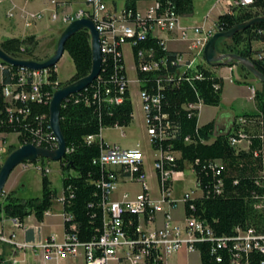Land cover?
<instances>
[{
	"label": "trees",
	"instance_id": "16d2710c",
	"mask_svg": "<svg viewBox=\"0 0 264 264\" xmlns=\"http://www.w3.org/2000/svg\"><path fill=\"white\" fill-rule=\"evenodd\" d=\"M141 1H156L161 6H173L176 13L181 16H188L193 11V0H125L124 7L135 9ZM258 15H264V0H252L249 5L232 6V8L229 7V11L215 19V29L219 32L226 31ZM154 37L148 35L145 38L146 63L155 61ZM254 41L263 44V49L253 50L250 45ZM37 45L38 42L34 36L7 38L0 42V48L13 58L46 60L50 55L39 57L35 54ZM64 50L73 62L75 74L62 83L57 79L55 66L50 67L49 83L44 88L50 92L56 87L59 88L86 76L91 69L89 35L86 30H79L69 37L64 44ZM218 50L222 53L231 52L248 57L255 67L264 73V23L236 33L230 43L222 42ZM258 53H262L263 56L255 58ZM199 67L201 78L182 79L177 85L169 86L161 92V112L167 115L173 137L160 145L158 140H152L150 146L157 151L161 148L163 151L170 150L178 153L175 163L178 169L186 164L194 166L203 196L192 202L193 210L189 209L188 204L186 205L187 214L194 215L208 224L216 236L228 238L233 235L237 227L255 228L261 231L262 212L259 202L262 186H259L257 181L264 157V84H261V88L256 90L253 96L256 112L243 114L244 117L253 118L249 149H238L229 144L227 134L215 133L213 121L199 126L197 125L198 110L185 108L188 104L199 101L207 106H218L220 103L222 77L217 76L213 67L206 63ZM238 67L251 76L245 68ZM17 71L18 67L8 66L2 72L0 134L15 133L18 140L17 146H19L32 142L36 132L46 133L50 129L48 128V103L18 102L11 114L12 120L9 121L7 103L2 97L1 90L3 85L11 82V78L17 74ZM119 76L113 62L110 61L107 65L102 63L99 77L85 89L69 95L62 102L60 109L59 125L68 149L64 158L59 161L63 172L62 193L68 196L67 189L70 188L72 195L63 204V210L72 216L70 221L64 222V231L75 234L82 242L96 237L102 227L99 207L101 192L96 187V182L101 176V169L93 164V160L99 156L100 145L97 140L87 143L85 138L98 134L102 128L126 127L132 119L128 89H125L121 103L109 105L104 101L107 97L106 89L110 90V96L118 95L116 83ZM139 77L147 79L148 95L156 96L155 70L147 71V76L139 74ZM216 83L220 85L219 89L213 86ZM19 107L28 109L25 117L17 113L16 109ZM150 115L152 117L157 115V108H153ZM17 146H12L10 152ZM40 159L43 160V158ZM214 160L221 162L219 174L208 167V163ZM219 181L222 186L218 188ZM57 197L50 180L43 173L41 195L37 198L21 199L16 196L15 191L2 193L0 217L11 218L21 223L27 216L33 215L37 221H42L44 212L51 210ZM195 247L199 251L200 264H229L230 262L231 253L228 252V247L216 248L215 253L211 252L212 244L208 241L197 243ZM247 257L248 264H264V254L258 251L249 252ZM0 264L12 263L0 256ZM154 264H159L155 258Z\"/></svg>",
	"mask_w": 264,
	"mask_h": 264
},
{
	"label": "built area",
	"instance_id": "2783aa9c",
	"mask_svg": "<svg viewBox=\"0 0 264 264\" xmlns=\"http://www.w3.org/2000/svg\"><path fill=\"white\" fill-rule=\"evenodd\" d=\"M2 0H0V3ZM144 2V1H143ZM54 11L51 13V21L67 25L71 21L88 18L90 19L99 35L102 63L106 65L113 62L116 73L120 76L116 83L118 95L110 96V90L106 89L104 101L109 105L122 102V95L128 89V79L123 61L122 46L129 45L132 55L133 66L136 74V82L139 85V98L145 117L146 134L149 140V117H148V91L147 79L140 78L139 74L147 76L146 66V40H145V14L144 8L136 7L119 10L110 9L104 0H83V6L73 12L61 10L67 3L65 0H49ZM252 0H236L227 2V6L249 5ZM59 11H61L59 13ZM41 13H30L28 22L40 19ZM154 18V52H155V78H156V104L158 121V145L173 137L171 125L167 121V115L161 112V92L169 86L177 85L182 79L201 78L200 65L204 62L202 51L209 38L217 31L215 25L206 28L205 24L189 26L181 23V15L176 13L173 6H161L153 1ZM168 43H185L184 50L169 49ZM263 56L262 53L255 58ZM9 64L0 61V75ZM50 68V67H49ZM49 68L33 70L18 67L17 74L11 78V82L2 86V97L7 103L6 110L9 113V121L15 105L26 102L49 103L54 88L51 92L44 89L49 83ZM99 75L97 76V78ZM1 78V77H0ZM219 89L220 85H213ZM255 87L250 88L253 96ZM201 101L185 106L186 109L199 111ZM18 114L24 117L28 113L27 108L16 109ZM2 120H0L1 124ZM253 118L240 115L233 121L230 131L227 133L229 144L239 148L242 142L249 146L251 139V125ZM48 128L50 129L49 122ZM248 128V131H246ZM101 130L96 135L85 138L87 143L98 141L100 145L99 156L93 160V164L101 169V176L96 182V187L101 192L102 227L96 237L90 241H79L71 232L64 231L63 238L57 241L53 236L36 243H16L14 235H5L0 231V241L14 244L21 249L41 250L45 261L59 262L68 258H81L85 264H154L153 245V220H152V194L147 181L148 177L143 168V153L138 148H125L117 144H105L101 138ZM1 135V134H0ZM35 135V134H34ZM124 135V134H122ZM186 140H189L186 138ZM36 146L47 149H55L57 141L51 129L46 133H38L32 142ZM68 149L66 148V153ZM4 153L0 147V166L3 163ZM65 153V154H66ZM178 153L170 150L159 149V181H160V206L162 224V258L163 264H167V258L179 252L187 254L199 251L195 244L208 241L212 244L211 252L216 248L228 247L231 253L229 264H248L247 255L251 251L264 254V157L262 169L259 172L257 184L262 186L259 208L262 212V230L255 228L234 229L232 236H216L213 230L204 221L194 215L186 213V205L193 210V201L203 196L199 187L194 166L187 164L193 174L194 189L183 190L176 197L175 184L182 183L184 167L177 168L175 164ZM197 163V162H196ZM220 161L214 160L208 163L216 174L221 169ZM30 163L20 164L26 168ZM41 167H38L40 169ZM48 173L46 167L42 169ZM139 183L142 190L135 195L128 191L117 194L120 183ZM222 184L219 181L218 188ZM221 188L219 189V191ZM69 193H63L55 200L62 207L63 222L72 219L71 214L63 210L64 202L70 198ZM116 195V196H115ZM115 196V197H114ZM182 206V219L177 220L173 212ZM44 216L50 215V210L44 212ZM14 264L13 262H11Z\"/></svg>",
	"mask_w": 264,
	"mask_h": 264
},
{
	"label": "rangeland",
	"instance_id": "374dc122",
	"mask_svg": "<svg viewBox=\"0 0 264 264\" xmlns=\"http://www.w3.org/2000/svg\"><path fill=\"white\" fill-rule=\"evenodd\" d=\"M107 5L113 7V3H115L117 10H119L124 6L125 0H104ZM217 0H193V11L188 16H181V23L189 26L202 25L205 24L206 28H209L213 25V22L218 17V14L223 11L221 3L216 4ZM224 0H222L223 2ZM141 4L140 2H138ZM148 5L152 4V2H146ZM29 6L43 8L42 11L43 17L38 21L39 24L52 23L55 28L62 29L66 25H63L59 22H51L49 19V15L54 11L53 6L49 3V1L41 0L39 5L30 3ZM146 6V5H145ZM77 7H72L71 10H75ZM211 9V11H210ZM67 11V10H66ZM61 11H59L60 13ZM59 33V32H58ZM59 34H56L58 37ZM8 36V33L4 34L0 29V40H3ZM56 37V39H57ZM55 39V40H56ZM256 42V41H254ZM252 43L253 50H262L263 46L258 45L256 43ZM48 44L47 41L42 42L41 46H39L35 50V54L43 56L45 54L51 55L54 47L46 48ZM55 45V44H54ZM167 46L169 48H179L181 45L168 43ZM221 42L217 41L216 48L220 49ZM47 49V50H45ZM123 52V61L128 79V90H129V98L132 105V119L128 126L126 127H106L101 130V138L105 144H117L121 147L125 148H139L143 153V168L145 173L147 174L148 181L147 184L151 189V194L156 195V185L155 179L153 178L155 175V170L153 167V161L158 157V151L154 150L150 146V140H148V136L146 134L145 127V117L141 108V101L139 98V85L135 81L136 74L133 66L131 50L129 45L124 44L122 46ZM46 55V56H47ZM44 61V60H43ZM229 67V66H227ZM236 67V66H235ZM219 68V67H218ZM214 69L216 72L217 69ZM55 70L57 73V79L59 82L65 83L68 81L74 74L75 69L73 62L69 55L64 52L62 57L58 60L55 65ZM241 75L247 77L255 86V90L261 88L260 82L255 80L252 76H249L240 69L239 67L234 68V71L230 75L229 79H224V92L222 96V102L220 103V107L227 109L228 103L231 101L232 110L235 113L241 114L242 111L252 112L255 111V104L252 99L248 98L250 94L249 87H241L236 82L241 78ZM1 77V75H0ZM1 80V78H0ZM254 96V94H253ZM216 108H212L210 106H201L199 109L198 115V123L203 124L207 120L211 118V112ZM122 132L124 135H122ZM5 138V139H3ZM18 140L17 135L15 133H11L8 135L1 134L0 135V147L4 151L1 153V156L4 158L10 152L12 146H17ZM20 146V145H19ZM18 147V146H17ZM16 147V148H17ZM38 167H41L38 169ZM48 167L49 172H42V169ZM154 172V174H153ZM43 173L48 177L51 182L52 188L56 191L57 195H61L63 190L62 180H63V172L62 167L59 161H51L47 159H39L34 163H30L26 168H23L21 165H18L13 169L11 174L8 177V180L4 186V194L9 193L10 191H15L16 196L21 199H29V198H37L41 195V179ZM71 174H74L73 171H70ZM183 180L184 190L194 189V179L193 174L190 172L188 165L186 164L184 167V173L181 181ZM178 183L175 184L176 189L175 193L178 191ZM142 186L139 183H120L117 187V194H121L125 191H128L131 195H135L136 193L141 192ZM57 203V202H56ZM59 205V203H57ZM59 212V211H57ZM57 233L61 234L62 226H57L55 228ZM39 250V249H38ZM41 252V250H39ZM42 253V252H41ZM167 264H200L197 253L187 254L185 252H179L167 258Z\"/></svg>",
	"mask_w": 264,
	"mask_h": 264
},
{
	"label": "crops",
	"instance_id": "0c3cea01",
	"mask_svg": "<svg viewBox=\"0 0 264 264\" xmlns=\"http://www.w3.org/2000/svg\"><path fill=\"white\" fill-rule=\"evenodd\" d=\"M40 1L41 0H2V2L0 3V29L2 33L4 34L8 33V36H6L5 39L24 38L26 36H34L38 42L37 48L41 46L42 42H45V41L48 42V44L46 45V48L49 49V47H52V46L54 47V44L56 41L55 39L57 37L56 34H59L58 32H60L61 29L55 28L52 23H46L42 25L39 24L38 21L43 17L42 11L44 9L40 8L39 6L37 7L29 6V4L33 2L39 5ZM46 1H49V0H46ZM228 1L233 2L236 0H224L223 2L222 0L216 1V4L219 5V3H221V6L223 8V11H221L218 14V16L220 14H223L229 11V7L227 6ZM65 2L67 4L61 9L63 10V12L66 10L68 12H73L77 8L83 6V0H65ZM140 3L141 4L139 3L137 4V7L140 9L144 8L145 5L148 7L152 5V4L148 5L146 2H143V1H141ZM74 6H76L77 8L75 10H71L72 7ZM107 6L110 9L117 10L115 3H113V7H110L109 5ZM30 13H41L42 16L40 19L28 22L27 18ZM50 16L51 14L49 15V19L51 21ZM1 41L2 40H0V42ZM254 43L263 46V44L261 43H258V42H254ZM172 44H176V43H172ZM178 45H181V46L179 48H169V49L184 50L186 48L185 43H182V44L179 43ZM250 46L252 47L253 45H250ZM46 55L47 54L40 56V57H44ZM218 67H213L214 69L218 68L217 69L218 72H216L214 69L213 70L217 76L222 77V91H221V96H220V103H221L223 92H224L223 90L224 89V79L230 80L231 79L230 75L232 74V72L234 71V68L236 67L235 66H232V67L218 66ZM236 82L241 87H245V86L249 88H251L252 86L255 87L254 84L247 77L243 75H241V78L238 79ZM248 98L252 99L255 104L254 98L251 95V93L248 95ZM220 103L218 106H210L212 108H216V110L214 109L211 112V118L207 120L205 123L203 124L198 123V117H197V125L201 126L210 121H213L215 125V133L224 135L230 131L233 121L235 120L236 117L243 115L244 113H255L256 112L255 110L256 106H255V109H254L255 111H252V112L242 111L241 114H238V113H235L234 110H232L231 101H229L227 109L225 108L222 109V107H220ZM201 106H207V105H201ZM198 115H199V112H198ZM122 134L124 133L122 132ZM238 149L245 150L249 148H248L247 143L242 142V144L239 146ZM154 179H155V185H156V178ZM178 184H179L178 186L179 189L175 193L176 197H178L181 194V191L184 190L182 183H178ZM156 191H157V185H156ZM158 199H159L158 193L156 195H152L153 201H157ZM181 211H182V206H179L178 209L173 212L174 218H176L177 220L182 219ZM160 223H161V212H156L154 227L157 225H160ZM60 225L62 226L61 234L57 233L55 230V228L57 226L59 227ZM0 231H2L5 235L13 234L14 235L13 240L16 243H23V242L36 243L38 241H43L50 236H53L57 241H60L63 238V234H64L62 207L60 204L58 205L56 201H54L52 208L50 210V215L44 216L42 221H37L33 215H29L26 218H24L21 223H18L14 219L6 218L2 216L0 217ZM195 253H197L198 258H199V253L198 252H195ZM0 256L6 261L13 262L14 264H85L83 259L81 258H75V259L68 258V259L61 260L59 262L45 261L42 257V253L37 249L36 250L21 249V248L16 247L14 244L5 243L1 241H0ZM199 261H200V258H199Z\"/></svg>",
	"mask_w": 264,
	"mask_h": 264
},
{
	"label": "water",
	"instance_id": "95a60500",
	"mask_svg": "<svg viewBox=\"0 0 264 264\" xmlns=\"http://www.w3.org/2000/svg\"><path fill=\"white\" fill-rule=\"evenodd\" d=\"M264 23V15H258L244 22L238 23L226 31H216L207 41L202 51V56L206 65L210 67L218 66H242L245 70L260 84H264V73L260 72L248 57L237 53H222L216 48L217 41L230 43L233 36L251 26ZM86 30L89 35V44L91 51V69L89 73L57 88L48 103V122L51 132L56 138L57 147L55 149H47L36 146L33 143L21 144L11 151L3 160L0 166V196L4 191V186L9 175L15 167L22 163H34L40 158L60 161L66 153V142L59 125V115L62 102L71 94L77 93L88 87L100 73L102 64V52L98 32L93 22L88 18L77 19L68 23L59 32L55 41V48L52 54L44 61H36L33 59H17L7 55L0 48V61L15 67H25L33 70H42L55 66L62 57L64 44L66 40L79 30ZM221 42V44H222ZM67 166V165H66Z\"/></svg>",
	"mask_w": 264,
	"mask_h": 264
},
{
	"label": "bare ground",
	"instance_id": "6f19581e",
	"mask_svg": "<svg viewBox=\"0 0 264 264\" xmlns=\"http://www.w3.org/2000/svg\"><path fill=\"white\" fill-rule=\"evenodd\" d=\"M144 14H145V38L148 35L154 36V18H153V3L151 6L144 7ZM147 71L155 70V61L150 63H146ZM148 117H149V140L150 142L153 140H158V121L157 115L151 116V112L153 108H157L156 104V96H149L148 95ZM157 122L156 124L153 122ZM153 167L155 170V177L156 178V185H157V193L159 195V199L157 201L152 200V220H153V245H154V256L155 260L159 262V264H163L162 258V224L157 225L154 227L155 222V213L161 212L160 206V181H159V157L154 159Z\"/></svg>",
	"mask_w": 264,
	"mask_h": 264
}]
</instances>
